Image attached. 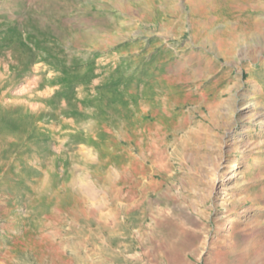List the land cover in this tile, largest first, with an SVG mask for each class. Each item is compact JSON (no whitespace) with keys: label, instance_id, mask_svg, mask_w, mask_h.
Segmentation results:
<instances>
[{"label":"rangeland","instance_id":"374dc122","mask_svg":"<svg viewBox=\"0 0 264 264\" xmlns=\"http://www.w3.org/2000/svg\"><path fill=\"white\" fill-rule=\"evenodd\" d=\"M0 264H264V0H0Z\"/></svg>","mask_w":264,"mask_h":264}]
</instances>
